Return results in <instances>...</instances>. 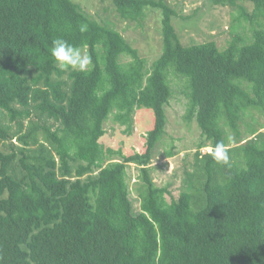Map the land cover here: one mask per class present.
<instances>
[{
	"label": "trees",
	"instance_id": "trees-1",
	"mask_svg": "<svg viewBox=\"0 0 264 264\" xmlns=\"http://www.w3.org/2000/svg\"><path fill=\"white\" fill-rule=\"evenodd\" d=\"M112 1L127 20L161 10L162 51L147 71L119 31L75 0H0V264H264V130L247 128L252 119L242 138L238 127L250 110L264 115V0H212L238 7L251 31L223 49L184 45L167 0ZM56 38L86 50L88 71L59 67ZM171 74L184 80V118L201 135L178 197L151 175ZM136 107L153 116L144 149L106 148L104 122L115 108L129 122ZM220 141L228 165L211 156Z\"/></svg>",
	"mask_w": 264,
	"mask_h": 264
},
{
	"label": "rangeland",
	"instance_id": "rangeland-1",
	"mask_svg": "<svg viewBox=\"0 0 264 264\" xmlns=\"http://www.w3.org/2000/svg\"><path fill=\"white\" fill-rule=\"evenodd\" d=\"M82 9L101 23H107L119 31L124 38L138 50L140 56L145 58V69L150 68L162 51L160 9L147 7L139 20L123 19L116 10L112 0H75ZM176 9L174 25L181 42L184 45L215 41L219 48H225L232 40L234 34L246 35L250 38L249 25L243 19L238 24V7L214 4L212 0H167ZM247 11H252L253 4L240 2ZM86 53L85 49H81ZM129 56H123L122 61H129ZM172 96L166 106L167 124L162 140L155 148L152 159L151 175L158 186H168L171 195L178 197L182 189L185 169H191L192 154L201 139L200 129L195 120L187 121L184 116L188 108V99L184 92V80L174 75L169 76ZM119 113L115 108L109 118L104 122L105 133L101 142L106 148L121 151L128 155L134 151L144 149L145 136L151 128L153 116L146 107H136L129 122L120 124L116 119ZM255 120L252 121L251 120ZM251 122V123H249ZM247 128L255 127L264 130V115L258 110H250L239 121L238 127L242 138H250L245 133ZM256 123V125H255ZM229 137V144L235 142L234 132L224 126ZM202 150H210V146ZM171 151V156L166 152ZM130 197L135 210L139 209L137 193L139 173L138 167L130 163L127 167ZM170 200V196L166 195Z\"/></svg>",
	"mask_w": 264,
	"mask_h": 264
},
{
	"label": "clouds",
	"instance_id": "clouds-1",
	"mask_svg": "<svg viewBox=\"0 0 264 264\" xmlns=\"http://www.w3.org/2000/svg\"><path fill=\"white\" fill-rule=\"evenodd\" d=\"M80 31L86 32L87 25H81ZM51 56L62 70L88 71L92 64V57L63 38L52 41ZM213 160L219 164L228 165L230 156L223 141L217 142L211 150Z\"/></svg>",
	"mask_w": 264,
	"mask_h": 264
}]
</instances>
